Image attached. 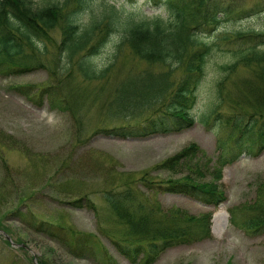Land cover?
Listing matches in <instances>:
<instances>
[{
	"label": "trees",
	"instance_id": "trees-1",
	"mask_svg": "<svg viewBox=\"0 0 264 264\" xmlns=\"http://www.w3.org/2000/svg\"><path fill=\"white\" fill-rule=\"evenodd\" d=\"M93 1L0 0V74L46 69L50 82L15 88L40 107L46 101L52 110L67 113L79 136L86 131L84 112L90 107L86 104L100 101L106 92L104 86L89 90V84L106 79L125 51L142 68H128V74L106 92L107 124L99 122L95 131L119 139L175 133L193 126L191 108L205 81L210 56L227 51L232 57L218 66L223 74L215 76V100L200 118L205 127L215 130L216 157L190 143L134 178L131 186H112L102 192L107 208L124 226L113 238L109 236L113 246L133 264H150L170 246L210 237L212 212L192 215L180 207L164 209L149 194L179 193L215 208L226 199L218 184L223 167L242 153L252 156L264 150V27L206 37L224 18L264 13V0H249L250 4L246 0H148L161 5L167 16L148 21L124 19L110 5L91 10ZM55 29L59 38L52 36ZM108 45L112 60L99 68L92 58ZM241 70L245 73H238ZM2 147L12 149V140L0 138ZM0 159L5 161L2 154ZM181 169L186 173L177 178L152 177L155 171L175 174ZM255 186L251 202L229 211L230 224L250 237L264 235V180ZM88 205L96 210L91 200ZM11 212L20 213L17 207ZM50 226L49 222L32 223L34 229L52 236ZM0 230L10 232L2 225ZM73 237L72 243H77L73 255L97 254L92 243L80 242L85 236Z\"/></svg>",
	"mask_w": 264,
	"mask_h": 264
},
{
	"label": "rangeland",
	"instance_id": "rangeland-1",
	"mask_svg": "<svg viewBox=\"0 0 264 264\" xmlns=\"http://www.w3.org/2000/svg\"><path fill=\"white\" fill-rule=\"evenodd\" d=\"M103 5L119 9L124 19L148 21L158 15L167 17L161 5L148 0H94L91 10H102ZM262 27L264 13L244 19L224 18L206 37L208 40L217 33L233 35ZM52 36L59 38V31H52ZM111 48L105 46L92 58L97 67L110 63ZM231 60L227 51L210 56L205 66V81L199 85L191 108L193 126L175 133L131 139L95 133L99 122L107 124L103 106L109 99L106 92L130 70L142 68L128 50L117 58L106 79L89 84V90L93 88L96 92L104 86L106 92L101 94L100 101L86 104L90 107L84 112L86 131L82 136L67 113L52 110L46 101L40 107L16 90L19 86L50 82L46 69H31L19 75L0 74V138H10L13 143L12 149H0L5 159L4 162L0 159V225L10 230L9 237L0 230V264H133L112 244L111 237L124 226L107 208L102 192L112 186L123 188L127 183L131 186L134 178L190 143L198 144L207 155L216 157L215 130L205 127L200 118L215 100V76L223 74L218 66ZM113 123L117 125L120 121ZM185 173L184 169L175 174L162 170L153 172L152 177L166 180L171 175L177 178ZM259 180H264V150L252 156L242 153L223 167L218 184L224 189L226 199L214 209L179 193L149 194L164 209L180 207L192 215L212 212L210 237L170 246L150 264H264V235L250 237L229 220L230 208L254 199L255 182ZM88 200L96 210L88 207ZM14 207L19 208V215L12 214ZM34 221L51 223L52 233L59 238L34 229ZM78 235L85 236L80 242L92 243L96 255L72 254L77 244L72 243L73 236Z\"/></svg>",
	"mask_w": 264,
	"mask_h": 264
},
{
	"label": "bare ground",
	"instance_id": "bare-ground-1",
	"mask_svg": "<svg viewBox=\"0 0 264 264\" xmlns=\"http://www.w3.org/2000/svg\"><path fill=\"white\" fill-rule=\"evenodd\" d=\"M225 220V219H224ZM225 224H227V220L224 221Z\"/></svg>",
	"mask_w": 264,
	"mask_h": 264
}]
</instances>
